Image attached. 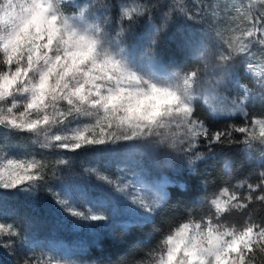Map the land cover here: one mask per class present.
<instances>
[{
	"label": "snow or ice",
	"instance_id": "6c2138e0",
	"mask_svg": "<svg viewBox=\"0 0 264 264\" xmlns=\"http://www.w3.org/2000/svg\"><path fill=\"white\" fill-rule=\"evenodd\" d=\"M22 3L23 15L7 18L0 2V252L15 258L10 264H74L71 245L25 236L9 215L11 198L72 228L111 234L115 224L126 251L113 264H264V0ZM97 7L100 20L91 12ZM157 7L167 10L149 25L147 47L131 53L121 38ZM110 9L117 10L118 29L109 23ZM177 15L200 25L186 26L179 42L196 61L187 71L155 53ZM26 19L58 21L106 43L103 79L89 89L73 87L70 66L55 85L34 81L25 41L15 35L22 27L31 31ZM129 82L147 87H125ZM21 142L23 156L13 148ZM226 148L238 151V163L224 160L221 183L199 210L172 207L168 186L187 185L153 179L137 159L155 154L194 173ZM237 168L246 174L232 183ZM42 195L50 205L38 203ZM36 219L25 217L30 228ZM149 229L145 243L137 233Z\"/></svg>",
	"mask_w": 264,
	"mask_h": 264
},
{
	"label": "rangeland",
	"instance_id": "374dc122",
	"mask_svg": "<svg viewBox=\"0 0 264 264\" xmlns=\"http://www.w3.org/2000/svg\"><path fill=\"white\" fill-rule=\"evenodd\" d=\"M103 2L104 0H92V3L97 5L102 4ZM120 2L121 0H112L108 3L116 4L118 7ZM141 2H144V0H141ZM153 2L157 3L158 5H165L171 3V0H153ZM73 3L74 5H78L82 8H89V0H73ZM186 3L191 5V0H186ZM166 10V8L157 7L153 17L149 18L143 23L138 20L135 24H133L131 26V30L129 32H126L125 36L121 38L123 40V46L133 54L139 52L143 48H146L149 42V25L157 26L156 22L160 20L163 12ZM91 12L97 20H100L104 15L103 9L98 7L91 8ZM68 14L72 15L74 13L70 11ZM108 14L111 17L109 23L112 27L118 29L120 27V22L117 18V10L110 9ZM178 16L179 15H177L175 18H177ZM186 26L197 31H199L200 29V25L195 21H187ZM125 27H127L126 23ZM158 51V46H156L155 53L160 61L165 63L170 62L169 60H161L158 55ZM182 70L187 71L191 70V68H183ZM208 86V84H205V87ZM13 148L16 150V154L21 156L24 155V152L26 150L24 142L13 144ZM137 159L140 161L142 167L149 170L153 179H161L167 177L173 181L180 182L183 169L181 161L176 160L171 164H165L162 161V158L155 154L149 156L138 155ZM245 174L246 173H244V175ZM7 203L8 207L12 209V211L9 213L12 221H18L22 225L25 231V236L34 235L36 241L41 245H43L45 241L52 243L59 242L63 245H71L74 250L71 256L74 264H92L91 261L87 259L86 252L88 251L89 246L92 243L98 242L101 237V231L103 229L99 227L95 229H89L87 227L72 228L65 224L59 223V217H54L53 215L47 214L43 209L37 216V214L31 212L29 204L22 198H11L7 201ZM38 203H43L46 207L51 204V198L42 195L41 201H39ZM26 216L37 217L36 223L33 224L31 228L25 220ZM116 230L117 227L114 224L111 233L114 234ZM40 250L41 249H37L38 252ZM14 260V257L3 255V253L0 252V264H10V262H14Z\"/></svg>",
	"mask_w": 264,
	"mask_h": 264
},
{
	"label": "clouds",
	"instance_id": "9594fccd",
	"mask_svg": "<svg viewBox=\"0 0 264 264\" xmlns=\"http://www.w3.org/2000/svg\"><path fill=\"white\" fill-rule=\"evenodd\" d=\"M4 3L5 17L11 18L23 15L24 4L22 0H0ZM26 24H31L32 29L26 35L24 28L16 33L25 41L24 56L28 58L25 67H31V78L43 83L49 80L53 85L65 77L67 69L71 66L72 73L70 82L73 87L89 89L92 81L100 82L103 79L105 67V55L109 52L108 45L97 40L94 44L92 39L85 38L79 30L66 31L58 26V21H45L43 24H34L26 19ZM0 55V63H2ZM30 61V65L28 63ZM61 86H64L63 84ZM127 88L147 87L129 82ZM92 99H95L93 96ZM95 118V109L88 108Z\"/></svg>",
	"mask_w": 264,
	"mask_h": 264
},
{
	"label": "trees",
	"instance_id": "16d2710c",
	"mask_svg": "<svg viewBox=\"0 0 264 264\" xmlns=\"http://www.w3.org/2000/svg\"><path fill=\"white\" fill-rule=\"evenodd\" d=\"M112 0H108L111 2ZM187 21L183 17L175 18L174 23L167 29V35H162L158 44V55L161 60H169L177 62L181 69H192L196 66V61L191 57L183 54L179 48V39L185 30ZM239 153L235 148L224 149L223 153L216 158H210L208 161L201 163L198 170L194 173H189L184 167L180 182L187 185L186 191H181L179 188L169 185L168 191L171 198V206L179 207L181 210H199L204 205V196L207 193L215 190L216 186L221 183V170L224 167V160L227 159L238 163ZM244 173H241L239 168L236 169L234 178H231L232 183H236L237 179L243 178ZM228 179V177H225ZM260 211L259 208L256 209ZM153 230L137 236L143 235L145 243H149L148 233ZM123 232L119 229L113 234L101 231V237L98 242L92 243L86 252L87 259L92 264H113L117 257L121 256L126 251V243L121 239ZM85 256V257H86Z\"/></svg>",
	"mask_w": 264,
	"mask_h": 264
}]
</instances>
